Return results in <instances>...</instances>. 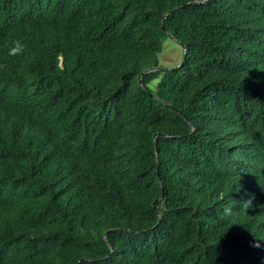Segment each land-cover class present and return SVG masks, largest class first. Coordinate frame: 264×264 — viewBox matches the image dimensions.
I'll use <instances>...</instances> for the list:
<instances>
[{"label":"trees","instance_id":"1","mask_svg":"<svg viewBox=\"0 0 264 264\" xmlns=\"http://www.w3.org/2000/svg\"><path fill=\"white\" fill-rule=\"evenodd\" d=\"M0 64V264H264V0H0Z\"/></svg>","mask_w":264,"mask_h":264},{"label":"rangeland","instance_id":"2","mask_svg":"<svg viewBox=\"0 0 264 264\" xmlns=\"http://www.w3.org/2000/svg\"><path fill=\"white\" fill-rule=\"evenodd\" d=\"M159 61L163 65L162 68H170L181 61L180 47L173 40L167 39L164 43V49L159 54Z\"/></svg>","mask_w":264,"mask_h":264},{"label":"clouds","instance_id":"3","mask_svg":"<svg viewBox=\"0 0 264 264\" xmlns=\"http://www.w3.org/2000/svg\"><path fill=\"white\" fill-rule=\"evenodd\" d=\"M24 50H25L24 43L21 40L16 39V40L12 41V46L8 48V53L7 54L9 56H19V55H21L24 52ZM4 67H6V66L3 65V64H0V69H2ZM251 200H252L251 196L249 197V199L244 200L246 207H250L251 206ZM223 215L225 217H231L233 215V209L231 207H225L223 209ZM253 246L259 247L260 244L257 241V242L254 243Z\"/></svg>","mask_w":264,"mask_h":264},{"label":"water","instance_id":"4","mask_svg":"<svg viewBox=\"0 0 264 264\" xmlns=\"http://www.w3.org/2000/svg\"><path fill=\"white\" fill-rule=\"evenodd\" d=\"M180 45H182L181 43H180ZM182 63V62H181ZM171 68V67H170ZM170 68H164V69H170ZM156 69V68H155Z\"/></svg>","mask_w":264,"mask_h":264}]
</instances>
